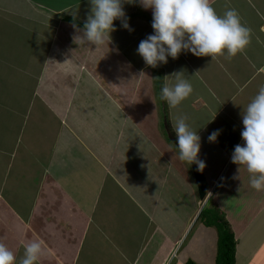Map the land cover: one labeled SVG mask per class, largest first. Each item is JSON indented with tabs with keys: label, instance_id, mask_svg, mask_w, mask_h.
<instances>
[{
	"label": "crops",
	"instance_id": "crops-1",
	"mask_svg": "<svg viewBox=\"0 0 264 264\" xmlns=\"http://www.w3.org/2000/svg\"><path fill=\"white\" fill-rule=\"evenodd\" d=\"M46 1L0 0L5 3L0 5L1 91L20 86V73L29 75L32 83L20 93L21 112L16 111L12 95L6 100L0 95L4 103L0 117L13 125L14 119L21 123L11 137L10 156L0 166V242L13 251L17 264L23 245L33 240L42 242L44 249L38 264H147L149 257L142 259L146 251L160 255L155 264L173 260L182 264L175 254L176 242L209 201L234 234V264H264V191L250 187L243 167L239 180L234 179L237 166L231 162L234 147L243 145L241 112L264 85V0H210L217 14L234 8L251 29L250 44L235 57L192 56L184 58L180 67L169 57L172 69L178 68L198 89L190 95L191 108L208 110L201 121L187 120L201 138L198 158L205 163L201 175L210 194L204 202L198 197L191 167L176 158L169 138L176 140L174 117L187 112L169 109L161 92L157 88L154 92V68L147 67L136 51L140 41L153 33L151 10H144L138 0L125 3L130 30L114 21L112 43L97 48L73 39L77 33L72 22L84 24L89 0H74L70 3L76 4L58 9ZM82 3L88 9L77 13ZM73 7L72 14L65 13ZM138 9L148 16L135 15ZM16 17L24 22L15 21ZM29 22L38 24L36 32ZM23 36L38 43L30 42L25 48ZM166 64L158 66L164 85L176 73L167 68L172 73L165 75ZM141 72L145 76H139ZM204 91L215 105L201 99ZM161 116L172 133L166 132ZM217 130L216 142L209 143V135ZM44 151L46 156L40 155ZM163 195H168L165 203L159 200ZM177 199L179 210H170L167 206ZM158 213L162 219L173 217L168 229L154 218ZM198 219L203 227L192 235L194 246L208 249L213 243L208 264H214L216 230L212 228L213 238L206 240L208 226ZM142 220H147L144 228H132ZM105 228L119 235L136 230L139 239L146 241L119 247ZM168 232L179 234L174 237ZM156 235L159 240L147 247V239Z\"/></svg>",
	"mask_w": 264,
	"mask_h": 264
},
{
	"label": "clouds",
	"instance_id": "clouds-1",
	"mask_svg": "<svg viewBox=\"0 0 264 264\" xmlns=\"http://www.w3.org/2000/svg\"><path fill=\"white\" fill-rule=\"evenodd\" d=\"M131 2L133 0H89L90 9L83 28L73 25L77 33L74 41L97 48L108 47L112 43L111 33L116 31L114 21H122L121 26L130 30L123 5ZM138 3L152 12L153 33L141 40L136 50L147 67L166 64L168 57L175 60L181 52L211 57V60L220 56L231 59L251 42V29L241 22L234 8L219 15L210 0H138ZM139 76L145 75L141 72ZM169 77L173 81L163 86L161 99L167 102L169 109H176L192 94L193 87L183 72ZM187 120L184 114L174 117L177 141L174 154L180 162L189 166L195 164L202 172L205 163L198 158L201 138ZM241 121L243 145L237 144L231 155L238 172L234 179L239 180V169L243 167L249 175L250 187L264 191V85L242 110ZM219 134V130L211 133L208 142L215 143ZM208 194L206 191V199ZM23 249L18 264H38L44 254L42 242L36 240L25 243ZM0 264H17L16 255L3 242H0Z\"/></svg>",
	"mask_w": 264,
	"mask_h": 264
},
{
	"label": "rangeland",
	"instance_id": "rangeland-1",
	"mask_svg": "<svg viewBox=\"0 0 264 264\" xmlns=\"http://www.w3.org/2000/svg\"><path fill=\"white\" fill-rule=\"evenodd\" d=\"M42 1H44V0H42ZM72 1H74V0H47L46 3H50V6L51 7H55V9H58V8H62L63 6H66V5H68V7H69V6H72V5L76 4V3H70ZM39 2H40V0H39ZM0 5L4 6L5 3H0ZM88 6L89 5L87 3H82L79 6V9L77 10V13L80 12V11L87 10L88 9ZM75 8L76 7L69 8L65 13L66 14H72ZM25 14L27 15L28 13H25ZM135 15L148 16V15L144 14V12L142 10H140V9H138V11H137V13ZM27 16H29V15H27ZM11 20H14V19L12 18ZM149 20L151 21V19H149ZM15 21H17L19 23L24 22L23 19L17 18V17L15 18ZM121 23H122V21H120V20H117V22H115V24H121ZM28 25L30 27L31 26L34 27V23L29 22ZM9 27H11V26H9ZM37 27H38V24L37 25L35 24V27L32 30L36 32L37 31ZM4 31L5 30L2 29V33H4ZM23 38L27 39V40H24V46H25V48H29L28 44L30 42L31 43H38V40L36 38L34 40H32V41L31 40H28L29 38H34V37H29V36L24 37L23 36ZM1 42H3V39L0 37V43ZM192 56H193L192 54H190L189 56H187V54H184L183 55V54L180 53L179 56H178V58L175 59V61H176L177 65L179 64V67H180V65L181 66H184V58H186L188 60V59H191ZM170 58L169 57L167 58V64L162 67L163 70H164V74L165 75H168L171 72V70H175L174 72H178V70H177L178 68H175L174 67L172 69V67H173L172 66L173 60L170 59ZM227 62H228V60H225L224 59V61H222V64L225 65ZM124 64L125 63H124L123 59L121 58V66H123ZM167 68H169L171 70H169ZM3 70L4 69H0V74H3V72H4ZM30 70H33V68L30 69ZM8 74H9V72H8ZM28 76L25 75L24 73H20V77L17 79V82L20 83V86L17 85L18 86L17 88L16 87H13V88H3V91H1L2 88H0V92H1L0 95L3 94L2 97H4L5 100H6L7 97L10 98V96L12 95V99H14V101H15V106H16L15 108H16V111L17 112H18L19 109H20V112H21V108L23 107V101H22V98L20 97L21 91L23 89H27V88H29V87L32 86V83L30 81H28V79H29ZM162 79H163V76H162ZM154 83H156V82H154ZM163 86H164V84L162 85V88H163ZM154 88H155L154 92H157V90H156V84L154 85ZM193 91H194V93L197 94L198 89H197V91H196V89L195 90L193 89ZM17 92H19L18 93V96H17ZM249 92H250V90L247 91V92H244L243 97L246 94H248ZM204 95H205V98H201L203 101L206 100L211 106L215 105L214 102H213V100H212V97H209V95L207 94L206 91H204ZM251 95H252V93H250L244 99V102H246ZM207 98L208 99H211V100L208 101ZM18 99L21 101L20 102V105H18ZM188 101H191L190 96L182 102L181 108L178 106L175 110L180 111V109H181V110H183L182 112H187L186 115L188 116V118L189 117L192 118V119L198 118V121H201V120L207 118V116H208V114H207L208 113V110L207 109H205L204 107H200L199 109L193 110L191 108V106H193V105L191 104V102L188 103ZM1 104L4 105V103L0 100V105ZM156 104H157V102H156ZM160 106H161V104H160ZM162 119H163L162 121L164 123V116L162 117ZM9 120L10 119L5 120L3 117H0V166L1 167L3 166L4 162L6 161V158H8L9 148H12V146H13V144L12 145H10V144H11V141H12L11 137H13V135H14L15 126L17 128H20V125L19 124H21L18 120H16V119L13 120L12 119L13 120V123L15 124V125H13V124H11L9 122ZM230 127L232 128V130H235L233 128L234 125H231ZM27 131H30L28 129V127H27V129L24 130V134H23L24 138L22 139L23 141L21 143L23 146H25L26 143H27V137H28V134H29V132H27ZM35 131H37V129ZM35 131H33V132H35ZM164 132H165V130H164ZM20 139H21V137H20ZM34 139H35V137L32 135V137H31L30 140L32 141ZM50 143H51V141L50 142L49 141L46 142L45 143L46 144V147H47V144H50ZM5 149H7V150H5ZM44 149H45V147H44ZM44 153H45V151L42 152L40 155H43ZM12 160L14 161L16 159H13L12 158ZM38 171H39V168L38 167L34 169L35 174H37ZM167 196H164L163 195V197H160L159 200L161 202L165 203V198ZM209 203H210V201H209ZM209 203H206L202 207V209L203 208L204 209H210L211 207H210ZM167 207L170 210L172 209V211H175V210L178 211L179 210V208H178V199L177 200H174L172 206L171 205H168ZM163 211H164V209H163ZM158 215L159 216H156V217L153 216V217L158 222L161 221L162 224H163V227L165 229H168V226H169L168 225L169 224V221L168 220L172 219L173 217H163V219H162L160 217V214L159 213H158ZM197 216L195 217V219L193 220V222L191 223V225L189 226V228L187 229V231L185 232V234L182 236V240L179 243L176 242L175 254H176L177 260H181L182 259V261H183L182 264H185V261H192V262H194L196 264H208V258L210 257L208 251L211 248H213V246H214L213 243H211L210 246L207 247L208 249H206V247H203L202 249H200L199 247H195L194 246V236H192V235H195L197 233V231L199 229H202L201 227H203V226H200V220L199 219L196 220L197 219ZM132 223L133 222H130V224H132ZM146 223H147V220H142V221H140L139 225H136V227L135 226H132V228L142 229V228H144L142 224H145L146 225ZM212 228L213 227H210V228L207 227L206 228V230H205L206 231L205 232V235L207 234V236L205 237L206 240L213 238L214 233H213ZM113 229H118L119 232L120 231H123V230H120L118 227L113 228ZM106 231L110 234V238L113 241V243H115L119 247H123L124 246L123 244L124 243H127L128 244V242L131 243L134 246H139V245L141 246V244L146 241L145 239H139L140 237H139V235H138V233H137L136 230H133L131 232H127L126 231L125 233L123 232L120 235H119V232L117 233L116 230L115 231H111L110 229H106ZM168 234L169 235H173L174 237H176V236H178L179 233L178 232H168ZM158 240H159V235H156V237H154L153 239H149V240L147 239V247H148L150 241L157 242ZM201 240H202V236L200 237L199 241H201ZM146 255L149 257V260L147 261V264H155L157 262V260L160 258V255H158L157 253H151V252H147L146 251L143 254V257L141 255L142 259H144V257ZM176 257H175V259H176ZM174 263H175V260H173V262H170V263L168 262L166 264H174Z\"/></svg>",
	"mask_w": 264,
	"mask_h": 264
},
{
	"label": "trees",
	"instance_id": "trees-1",
	"mask_svg": "<svg viewBox=\"0 0 264 264\" xmlns=\"http://www.w3.org/2000/svg\"><path fill=\"white\" fill-rule=\"evenodd\" d=\"M70 20V19H68ZM72 20V19H71ZM70 20V21H71ZM75 25L83 28L82 23L76 21L72 22ZM155 71V84L158 92H161L162 88V72L158 68H154ZM163 126L166 128V132L172 133L170 131L169 124L164 120ZM199 218L203 221L204 225L208 227H213L216 230V256L214 264H234L235 263V239L234 234L230 228L228 222L224 219L222 213L219 212L217 208L202 209ZM185 264H196L192 261H186Z\"/></svg>",
	"mask_w": 264,
	"mask_h": 264
},
{
	"label": "water",
	"instance_id": "water-1",
	"mask_svg": "<svg viewBox=\"0 0 264 264\" xmlns=\"http://www.w3.org/2000/svg\"><path fill=\"white\" fill-rule=\"evenodd\" d=\"M170 140L176 145L177 141L174 140L172 137H170ZM191 171H192V176L195 182V186L197 189L198 197L200 199V202H204L205 197H206V186L203 182V178L201 175V172L197 170V166L195 164L191 165Z\"/></svg>",
	"mask_w": 264,
	"mask_h": 264
}]
</instances>
